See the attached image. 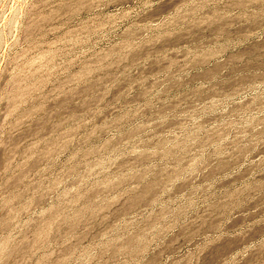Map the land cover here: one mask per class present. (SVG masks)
<instances>
[{
  "label": "rangeland",
  "instance_id": "374dc122",
  "mask_svg": "<svg viewBox=\"0 0 264 264\" xmlns=\"http://www.w3.org/2000/svg\"><path fill=\"white\" fill-rule=\"evenodd\" d=\"M0 264H264V0H0Z\"/></svg>",
  "mask_w": 264,
  "mask_h": 264
}]
</instances>
